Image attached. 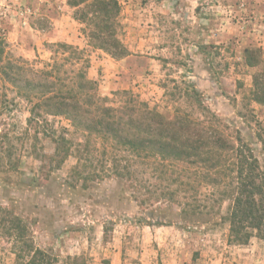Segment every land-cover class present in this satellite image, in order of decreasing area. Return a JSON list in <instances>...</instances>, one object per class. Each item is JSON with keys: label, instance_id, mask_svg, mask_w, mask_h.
Here are the masks:
<instances>
[{"label": "rangeland", "instance_id": "obj_1", "mask_svg": "<svg viewBox=\"0 0 264 264\" xmlns=\"http://www.w3.org/2000/svg\"><path fill=\"white\" fill-rule=\"evenodd\" d=\"M170 1L174 7L167 8L168 14L152 15L155 35L136 46L137 53L122 70L114 62L120 60L104 58L102 51L87 45L83 26L73 20L66 0H0V36L5 40L0 67L8 59L49 62V44L64 43L54 40V22L69 17L86 44L74 47L92 61L101 96L118 104L126 97L114 94L131 92L159 112L177 107L202 122L203 116L213 114L220 130L230 137L238 133L248 144L264 172V106L250 100L255 70L241 59L243 49L254 46L261 48L264 60V0ZM189 87L197 94L190 92L193 97L184 99ZM28 109L0 78V264H16V244L5 231L13 218L26 226L34 245L59 264H141L142 259L153 264H264V239L252 238L242 247L227 244L228 228L221 218L229 200L220 198L223 186L203 185L197 200H190L191 206L206 208H184L183 198L176 205L161 196L165 188L153 165L133 164L131 179L120 180L113 173L115 164L99 160L97 153L99 159L77 165L82 177L71 172L77 163L74 156L56 170L55 162L41 157L53 154L49 139L37 133L36 142V133L27 127ZM46 119V125H38L47 135L68 127L62 118ZM118 154L127 156L129 164L127 153ZM140 181L156 193L150 201L144 200L148 194L138 188ZM197 211L202 213L194 214ZM67 257L77 261L68 263Z\"/></svg>", "mask_w": 264, "mask_h": 264}, {"label": "trees", "instance_id": "obj_2", "mask_svg": "<svg viewBox=\"0 0 264 264\" xmlns=\"http://www.w3.org/2000/svg\"><path fill=\"white\" fill-rule=\"evenodd\" d=\"M66 6L73 11V20L83 26L82 35L91 49L102 51L114 60L129 55L121 40V8L117 0H66ZM3 38L1 35L0 61L5 46ZM48 50L52 57L49 62L8 59L0 67V78L29 105L26 122L28 129L36 133L35 141H39L37 133H42L53 145V154L41 157L55 162L54 169H60L67 158L74 156L77 163L71 172L82 177L83 172L77 166L80 161L90 164L100 154L99 160H110L115 164L114 175L127 181L133 174L130 172L133 164L137 168L153 165L157 180L165 188L161 196L176 205L183 198L184 208H206L191 206L190 200L199 194L203 185L223 186L225 190L220 198L229 200L221 218L228 228L227 244L242 247L252 238L264 239V172L238 133L230 137L220 130L211 113V117L203 116L206 121L202 122L177 107L173 112H159L127 91L114 94L126 97L124 102L114 104L101 96L97 82L87 77L90 60L83 55V50L66 43L49 44ZM242 55L243 65L255 70L250 100L264 106L262 50L248 46ZM35 63L42 67L36 68ZM190 92L197 94L196 89L186 88L184 99L193 97ZM199 107L207 114L205 108ZM48 117L62 118L68 127H60L58 133L55 131L56 136L47 135L38 123L46 125ZM69 134L72 138H66ZM120 152L131 157L129 164L127 156L118 158ZM122 159L126 164L120 166ZM83 179L89 181L86 177ZM172 184L177 186L172 188ZM138 185L148 194L144 198L146 202L155 197L156 193L144 188L141 181ZM182 192L185 195L180 197ZM7 222L5 231L16 244L13 249L16 264H59L57 258L34 245L18 218ZM76 261L77 258H66L68 263ZM102 264L110 262L103 260Z\"/></svg>", "mask_w": 264, "mask_h": 264}, {"label": "crops", "instance_id": "obj_3", "mask_svg": "<svg viewBox=\"0 0 264 264\" xmlns=\"http://www.w3.org/2000/svg\"><path fill=\"white\" fill-rule=\"evenodd\" d=\"M121 11L119 15V23L122 30V42L127 48L129 55L120 61H114L115 67L124 70V64L133 58L132 54L137 53V45L147 43L148 38L155 35L158 30L157 26L152 23V15L158 13L160 15L168 14L167 8L172 9L174 7L173 1L167 2V0H156L155 3H151L150 0H117ZM153 4V5H151ZM153 13V14H152ZM60 21L54 22V28L57 30L55 41L59 40L66 44L77 46L80 49L85 48L86 44L82 42L80 35L76 33L73 28L74 23L69 17H62ZM152 53H156L157 49L155 46L149 47ZM141 53V52H140ZM104 58H108L107 55L101 52ZM109 59V58H108ZM105 60V59H104ZM107 61V60H106ZM105 62V61H104ZM103 64V63H102ZM88 77L91 80H96L94 74L93 63L91 61L90 68L88 69ZM141 264H153L150 260L147 262L144 259L141 260Z\"/></svg>", "mask_w": 264, "mask_h": 264}]
</instances>
